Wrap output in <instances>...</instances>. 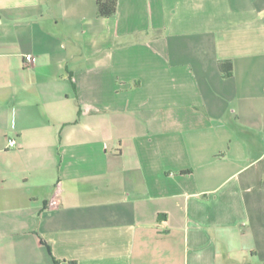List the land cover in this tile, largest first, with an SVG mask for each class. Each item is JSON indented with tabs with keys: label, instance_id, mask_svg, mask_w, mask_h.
Returning <instances> with one entry per match:
<instances>
[{
	"label": "crops",
	"instance_id": "1",
	"mask_svg": "<svg viewBox=\"0 0 264 264\" xmlns=\"http://www.w3.org/2000/svg\"><path fill=\"white\" fill-rule=\"evenodd\" d=\"M263 262L264 0H0V264Z\"/></svg>",
	"mask_w": 264,
	"mask_h": 264
},
{
	"label": "trees",
	"instance_id": "2",
	"mask_svg": "<svg viewBox=\"0 0 264 264\" xmlns=\"http://www.w3.org/2000/svg\"><path fill=\"white\" fill-rule=\"evenodd\" d=\"M119 0H96L97 15L99 17H112L117 13ZM229 63V68L225 65ZM219 66L226 76L232 75V62L220 61ZM264 264V262L262 263Z\"/></svg>",
	"mask_w": 264,
	"mask_h": 264
},
{
	"label": "built area",
	"instance_id": "3",
	"mask_svg": "<svg viewBox=\"0 0 264 264\" xmlns=\"http://www.w3.org/2000/svg\"><path fill=\"white\" fill-rule=\"evenodd\" d=\"M26 63L29 65H33L36 62V57L32 54H27L25 56ZM10 146H14L16 144V141L14 139L10 140L9 142Z\"/></svg>",
	"mask_w": 264,
	"mask_h": 264
},
{
	"label": "rangeland",
	"instance_id": "4",
	"mask_svg": "<svg viewBox=\"0 0 264 264\" xmlns=\"http://www.w3.org/2000/svg\"><path fill=\"white\" fill-rule=\"evenodd\" d=\"M262 146V143L260 144ZM260 148L258 147L257 150H259Z\"/></svg>",
	"mask_w": 264,
	"mask_h": 264
}]
</instances>
